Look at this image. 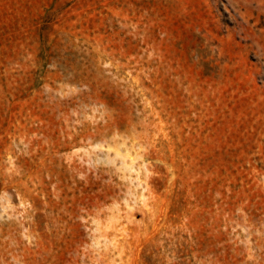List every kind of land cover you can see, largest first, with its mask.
<instances>
[{
    "label": "rangeland",
    "instance_id": "rangeland-1",
    "mask_svg": "<svg viewBox=\"0 0 264 264\" xmlns=\"http://www.w3.org/2000/svg\"><path fill=\"white\" fill-rule=\"evenodd\" d=\"M0 264H264V0H0Z\"/></svg>",
    "mask_w": 264,
    "mask_h": 264
}]
</instances>
